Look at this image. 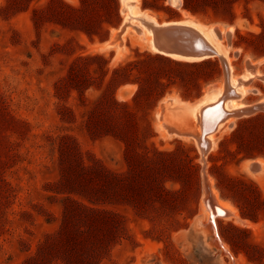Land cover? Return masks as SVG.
Returning a JSON list of instances; mask_svg holds the SVG:
<instances>
[{"label": "rangeland", "instance_id": "obj_1", "mask_svg": "<svg viewBox=\"0 0 264 264\" xmlns=\"http://www.w3.org/2000/svg\"><path fill=\"white\" fill-rule=\"evenodd\" d=\"M187 1L237 24L221 27L233 67L264 57V0ZM123 16L121 0H0V264H264V108L232 114L205 157L164 137V98L226 86L223 59L215 75L150 56ZM260 82L243 111L264 105ZM211 188L240 215L217 219L229 253L197 225Z\"/></svg>", "mask_w": 264, "mask_h": 264}, {"label": "bare ground", "instance_id": "obj_2", "mask_svg": "<svg viewBox=\"0 0 264 264\" xmlns=\"http://www.w3.org/2000/svg\"><path fill=\"white\" fill-rule=\"evenodd\" d=\"M181 1L182 0H168V3L178 8L180 7ZM138 3H139V0H121V12L124 14L123 16L124 24H129V26L123 32V35L125 36L127 35V33H129L128 28H130V26H132L133 24H137L138 26H141L143 28L142 32H140L138 36L140 35L139 37L145 43V47L147 49H150L156 54L161 53V52H158L153 47L152 45L153 33H151L147 27L142 25L143 20L141 19V17H145L147 19L149 18V20L152 22V23L151 22L149 23L153 24L154 26H164L167 24H171L174 21L165 22V23L162 22L161 24H158L159 21L157 22L156 21L157 19L155 20L153 16L150 17L149 13L147 14L146 11H142ZM189 16H192V15H189ZM190 21L191 20H188V21L186 20V21H183V23L197 29V31L201 34L202 38L207 43V45L215 51L216 56L222 57L227 61L228 69H229V80H228L229 91H226L225 85L214 86L206 95L204 94L205 96L201 98L199 102H197L196 104H193V106L189 105L188 103H185L181 98H179L178 95H177L178 97L169 96V97L164 98L163 103H162L163 104L162 111L160 110L158 113L159 121H160L158 127H160L159 128L160 132L164 137H167V135L171 137V136H174V134L169 133L167 131V128L169 126H172L173 124L178 125V126L183 125V124H189L190 129L192 130L191 133L187 135H178V136H180L181 138L194 140L196 144L199 146L202 156L205 157L206 154L211 149L215 148V145L217 143L215 133L225 125L224 124L225 122L228 123L226 121L229 118L228 115H232L237 111H241V110L243 111L244 109L247 108L245 104L240 102V99L242 96H245L247 93L252 92L253 89L250 88V86L245 85L244 82H246V80L248 81L249 79L251 80V78L253 77L259 78L260 72L258 70L252 71L253 73L248 71L245 75L243 74L241 78L233 75L234 67L231 63L232 59L228 54L230 45L226 46L222 43V39H220L217 36L218 30L216 28L212 26L211 27L206 26L202 23H194L195 21L197 22V20H195L194 22H190ZM219 31L225 32L226 30H224L223 28H219ZM232 31H234L233 27H230L227 30V32L229 33H231ZM113 33H115V31ZM114 46L115 44L113 42L108 41L103 44H97L95 46H92V48H94V50L96 51H100V50H105L109 47H114ZM164 55L169 56L167 54H164ZM170 57L173 59L179 60V61H186V62L202 61V60H192V61L185 60L177 56H170ZM263 61L264 60H261L259 62L261 63ZM252 62L254 63V61L251 60V63ZM250 163L251 162L246 163V166L248 168H249ZM259 163H261V168L259 169V172L257 174H262L264 173L263 172L264 163L263 161ZM207 185L209 184H206V186ZM206 191L209 192L208 190ZM210 193L211 194L213 193L214 195V198H213L214 205L210 203L212 201H209V205H207L205 202V205L203 207V212L201 211L202 212L201 216H198L197 218V225L206 232L207 226L204 224V221H203L204 217H206L205 219L206 220L208 219V222L210 223L209 227L211 228V232L217 244L219 245V247L221 248L223 252L229 253V246L225 242H223L220 237L217 219L220 217L232 216L236 220L241 222L240 215L236 209L230 207L224 201L219 199L216 191L212 189V192Z\"/></svg>", "mask_w": 264, "mask_h": 264}, {"label": "water", "instance_id": "obj_3", "mask_svg": "<svg viewBox=\"0 0 264 264\" xmlns=\"http://www.w3.org/2000/svg\"><path fill=\"white\" fill-rule=\"evenodd\" d=\"M181 6V4H180ZM171 24L164 26H154L143 20L153 33L152 36V45L153 47L163 54L169 56L181 57L185 60H203L216 56V53L211 49L207 43L202 38L201 34L192 26H189L183 23L184 19L172 20ZM126 29V24L123 28L120 36L123 35V32ZM217 35L220 37V33L217 31ZM223 59L224 70H225V79H226V91H229V69L227 61ZM248 70H252L253 66L251 64L247 65ZM259 108H264L263 106H255L252 109L242 111L240 116L250 115L254 113ZM180 126L172 125L168 128L176 134L187 135L191 133V129L188 128V131L179 130ZM210 199H207L205 202L209 205Z\"/></svg>", "mask_w": 264, "mask_h": 264}, {"label": "crops", "instance_id": "obj_4", "mask_svg": "<svg viewBox=\"0 0 264 264\" xmlns=\"http://www.w3.org/2000/svg\"><path fill=\"white\" fill-rule=\"evenodd\" d=\"M168 0H164L163 2H162V5L163 6H165V7H167V8H169V9H171V10H173L174 12H176L177 13V17H174V18H172L168 13H167V11L165 10V9H163V8H152V7H146L145 5H143V4H140V1H139V3H138V5H139V7H140V9L142 10V11H146L147 12V14L149 13V16L150 17H152L153 16V18H155V20L158 22V24H161V21H163V20H170V21H167V22H171L172 20H179V19H181L182 18V7H183V5H184V0H182L181 1V6L180 7H178V8H172V6H170V5H168ZM187 11V10H186ZM188 12V14L187 15H185V18H183L184 19V21H188V20H191L190 22H194L195 20H197V22L195 21L194 23H202V24H204V25H206V26H209V27H211V26H214V27H216L218 30H219V28H221V27H223V28H225V29H227L229 26H233L234 27V31H233V33L232 34H234L235 33V31L237 30V24L236 23H226V22H223V21H214L213 23L212 22H207V23H204V22H202L201 21V19H200V17H199V15H194L193 13H191L190 11H187ZM189 15H192V16H189ZM141 19L142 20H144V21H146V22H151L150 20H149V18L147 19V18H145V17H141ZM152 23V22H151ZM165 23V22H164ZM133 25H135V26H138L137 24H133ZM139 27V29H141V32H142V30H143V28L141 27V26H138ZM219 32V31H218ZM220 33V37L219 38H221L222 39V43L223 44H226L227 42H228V40L226 39V37L227 36H230L231 37V35L229 34V33H227V32H219ZM104 42H106V41H100L99 43H104ZM233 40L231 41V47H230V49H229V56L231 57V55L233 54V52H234V50H233ZM227 45V44H226ZM157 54H160V55H162V57H164V58H167V59H170L171 57L170 56H166V55H164V54H161V53H157ZM237 54H238V59L242 56V52L240 51V52H237ZM217 57V56H216ZM262 58H264V57H258L257 59H255L254 60V63L252 62L251 63V65L253 66V69L251 70V71H255V70H258V71H260V73L262 74V72H263V70H264V61L263 62H259V60L260 59H262ZM172 60V59H171ZM260 63V64H259ZM257 64V65H256ZM249 70L248 69H246L245 68V64L244 63H238V64H236L235 66H234V70H233V75H235V76H237V77H240L241 78V76L243 75V74H246L247 72H248ZM262 71V72H261ZM262 76V75H261ZM250 80V79H249ZM247 81L246 80V82H244L245 83V85H247V86H250V87H252V88H256V89H258V90H261V89H263V86H262V84H261V82L260 81H264V79H261V78H256V77H253V78H251V80L250 81ZM259 93V92H258ZM258 93H256V92H249V93H247L245 96H242L241 97V101H244L245 99H247L248 97H250V95L251 94H258ZM171 94H173V93H169V95H171ZM204 96V94H202V93H200V94H198V95H196V96H194V97H181L180 96V98L185 102V103H188L189 105H191V106H193V104H196L197 102H199L200 100H201V98ZM262 99L263 98H261V100L260 101H262ZM228 119H230V117H231V115H228ZM228 119L226 120V121H228ZM224 124H226V122L224 123ZM188 124H183V125H180V127L178 128L179 130H182V131H188V129H187V126ZM220 130V129H219ZM219 130L217 131V132H219ZM217 132L215 133V134H217ZM253 160H255V159H253ZM242 164H244V160H242V161H240L239 162V164H238V166H241Z\"/></svg>", "mask_w": 264, "mask_h": 264}, {"label": "trees", "instance_id": "obj_5", "mask_svg": "<svg viewBox=\"0 0 264 264\" xmlns=\"http://www.w3.org/2000/svg\"><path fill=\"white\" fill-rule=\"evenodd\" d=\"M164 0L161 1V3L163 2ZM196 5V6H195ZM146 7H149L147 5H145ZM184 8L185 10L187 11H190L191 13H193L194 15H202L203 11L201 9L198 8V5L195 3L193 5H190L188 4V1L187 0H184ZM154 8V7H152ZM162 8L165 9L168 13V10H171L165 6L162 5ZM173 11V10H172ZM113 13H114V16L115 17H118L119 16V10H118V7L114 6L113 7ZM172 18L174 17H177V13L175 12L174 14H170L168 13ZM215 21H223V22H226V23H233L232 21H228L226 19H220V18H215L214 19ZM146 54L150 55V56H153V57H161V58H164L162 57V55L160 54H153L151 52H145ZM164 59H167V58H164ZM171 60V59H169ZM172 62L174 63H181V64H202V63H208L210 65V70L213 74L215 75H220L221 74V66L218 62L216 61H212L211 59H206V60H203L201 62H195V63H185V62H178V61H174V60H171ZM194 97V96H192Z\"/></svg>", "mask_w": 264, "mask_h": 264}]
</instances>
